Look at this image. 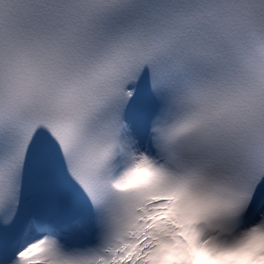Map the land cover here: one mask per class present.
<instances>
[{"label":"snow or ice","instance_id":"snow-or-ice-1","mask_svg":"<svg viewBox=\"0 0 264 264\" xmlns=\"http://www.w3.org/2000/svg\"><path fill=\"white\" fill-rule=\"evenodd\" d=\"M0 264H264V0H0Z\"/></svg>","mask_w":264,"mask_h":264}]
</instances>
